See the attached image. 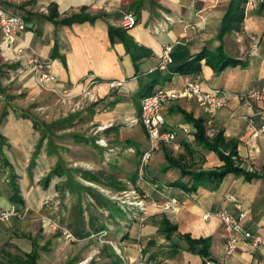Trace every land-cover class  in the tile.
<instances>
[{"label": "crops", "instance_id": "crops-1", "mask_svg": "<svg viewBox=\"0 0 264 264\" xmlns=\"http://www.w3.org/2000/svg\"><path fill=\"white\" fill-rule=\"evenodd\" d=\"M230 1L0 0V5L27 22L26 32L13 46L2 44L0 28V214L17 207L23 215L22 219L14 218L0 225V264H122L116 253L111 258L96 239V234H102L100 231H108L103 217L120 228L112 241L130 263L142 256L147 264H204L200 255L188 250L183 236L190 235L195 240L210 239V252L220 264H264V245L254 248L242 241L233 255H227V233L221 220L215 215L204 220L206 213L233 210L229 198L236 199L247 213L245 227L264 237V143L252 138L245 120L252 113L233 97L251 90L264 93V5L256 0L254 8L246 12L242 30L221 40L222 20ZM52 4L57 5L61 19L82 11L93 19L74 24L50 20ZM136 12L139 21L127 34L136 45L151 51L149 57L137 63L126 45L120 40L111 42L109 34L111 27H121L126 13ZM165 16L172 18L173 23H168ZM251 35L259 38L258 56L249 54ZM166 45L173 46V63L168 71H161L160 55ZM221 45L226 54L242 61L240 65L216 73L203 61L200 74L177 72L204 49L216 52ZM38 56L51 59L59 80L47 88L57 92L42 91L36 82L29 60ZM193 80L232 94L229 105L208 122V134L213 137L223 131L228 140L238 142L241 167L257 177L228 175L222 181L200 185L190 195L168 186L177 180L190 181L189 177L182 178L179 169L167 170L168 153L183 156L188 169L194 172L211 171L223 165L216 153L196 144L195 133H184L185 127L196 128L188 123L183 111L209 120L196 100L182 99L162 108L166 118L164 130L177 132L176 144L180 148L174 144L160 146L147 169L150 176L146 175L145 181L138 176L136 182L157 201L178 199L176 211L151 208L148 209L151 216L145 223L134 218L125 223L120 221L115 205L108 206L102 197L96 202L99 196L92 193L89 201L92 209L87 205L83 210L81 204L88 199L81 197L85 190L82 181L86 180L81 172L97 176L103 171L101 164H107V155L111 157H108L110 169L115 170L110 175L103 171L100 182L112 190L134 185L139 156L152 146L141 123L142 96L152 85H155L152 92L173 91ZM87 91L97 101L86 98ZM32 100H43L40 108L47 114L42 119L20 112L21 105ZM68 108L83 112L78 117L79 113L69 114ZM262 109L264 101L256 102L255 111ZM70 124H82L87 129L75 130ZM100 138L108 142L107 152L98 144ZM42 139L44 145L37 156ZM123 163L130 171L122 169ZM85 164L94 166L96 171L77 169ZM57 169L59 174L44 188L40 182ZM106 178H110L108 182ZM14 179L19 183L23 205L12 201ZM70 179L72 187L67 186ZM62 199L67 202L62 210L65 230L73 233L77 242L56 236L47 223L51 212L45 207L46 201L62 202ZM164 219L170 226L163 227ZM174 226L178 230L169 239L164 228Z\"/></svg>", "mask_w": 264, "mask_h": 264}, {"label": "built area", "instance_id": "built-area-1", "mask_svg": "<svg viewBox=\"0 0 264 264\" xmlns=\"http://www.w3.org/2000/svg\"><path fill=\"white\" fill-rule=\"evenodd\" d=\"M255 2L256 0H248L246 12L254 8ZM165 17L168 23H173L172 18ZM136 22L137 19L133 13H126L121 21V27L125 30H130L135 27ZM0 28L2 32V44L5 46H13L19 41L21 35L26 32L27 22L23 17L0 5ZM250 40L251 49L249 54L250 56H258L259 38L256 35H251ZM172 51V45H166L164 47L160 55L159 69L161 71H168L169 66L173 63ZM29 67L34 72L36 82L42 91L51 90L57 92L54 89L47 88L48 85L59 80V77L53 72L51 59L40 56L33 57L29 60ZM231 96L232 94L224 89L206 87L201 81L193 80L187 82L182 88L173 91L160 89L149 96L143 97L141 100V123L151 140L152 146L140 158L138 167L140 180H146L147 169L153 154L160 146L174 144L177 149L180 148L176 144L178 139L177 132L164 130L166 118L162 114V108L165 105L182 99L189 101L196 100L206 113L208 122H211L222 109H225L229 105ZM85 97L92 101H97L96 97L90 91L86 92ZM233 97L237 98L240 104L252 113L245 117L247 128L252 138L261 139L264 143V109L255 111V103L264 101V93L258 90H251L245 93L234 94ZM183 131L187 135H193V133L197 132L196 129H190L188 127L183 128ZM229 201L233 204V210H223L214 214L206 213L204 215V220L206 221L213 215L221 220L227 233L225 243L227 255H233L239 243L242 241L248 242L254 248L264 245L263 236L254 234L245 227L244 220L246 219L247 213L244 211L243 204L232 198H229ZM179 203V200L176 198H167L162 203L154 202L153 207L163 212H173L179 207ZM138 207L137 210L132 211L134 219L140 218L139 210L148 212V205L144 201ZM14 218H23L21 210L17 207L6 209L0 214V225L9 223ZM47 223L53 230H58L57 222L48 219ZM141 223H143V220H141ZM62 235L69 242L78 241V238L68 230L63 229ZM142 251L143 249H140V252ZM130 264H147V262L141 256L139 260Z\"/></svg>", "mask_w": 264, "mask_h": 264}, {"label": "trees", "instance_id": "trees-1", "mask_svg": "<svg viewBox=\"0 0 264 264\" xmlns=\"http://www.w3.org/2000/svg\"><path fill=\"white\" fill-rule=\"evenodd\" d=\"M248 0H231L228 9L222 20V27L219 34V38L223 40V38L232 32H240L243 28L245 18H246V6ZM262 6L264 5V0H261ZM85 11V10H84ZM135 17L137 18V22L139 21V12H136ZM48 18L50 20L60 21L62 24H74L81 23L87 20H92L91 16H88L83 11L80 14H73L69 17H65L61 19V15L58 12V7L56 4H52L49 9ZM136 22V23H137ZM129 30H125L121 27L110 28V40L111 42H115L116 40H120L123 42L127 50L132 54L134 61L137 63L140 59L149 57L151 55L150 50L143 49L136 45L134 41L127 34ZM205 61L206 65L212 67V69L216 73H221L226 68L236 67L240 65L242 62L237 57H232L225 53L223 46L221 45L216 52H212L208 49H204L200 54L196 57L180 66L177 69V72L182 75H195L200 74L202 72V62ZM155 85H152L151 90L144 94L142 97L149 96L153 94L152 89ZM188 123L195 126L197 132L195 133V141L198 146L203 147L208 152H214L218 155L219 159L223 162V165L217 169L211 171H199L194 172L190 171L187 167V164L184 162L183 156L175 157L172 153L166 154V160L168 162L167 170L176 168L181 171L182 178L189 177V182H184L182 180H177L175 182L170 183L168 186L171 188L181 189L188 195L194 193L196 189L203 184H209L211 182H219L225 179L228 175H244L247 179H253L257 177L256 174L250 173L246 171L240 164V157L238 152V142L234 140H228L225 137L223 131L216 132L213 137H210L208 134V121L203 118H195L194 115L189 114L183 111ZM44 145V139L41 140L40 144L37 148L36 155L38 156L41 152V149ZM141 154V153H139ZM142 156V155H141ZM141 156H139L141 158ZM140 161V159H139ZM139 163V162H138ZM139 167V164H138ZM59 169L55 170L53 174L49 175L42 182L44 188H48L49 184L53 176L59 174ZM76 172H80L74 170ZM83 178L92 182H100L101 178L104 176V172L101 171L97 176L92 175L88 172H81ZM105 178V177H104ZM114 179V177H111ZM110 178H106L105 181L108 182ZM138 180V172H136L133 176L134 184H136ZM71 179L68 181L67 186L72 187ZM83 186V185H81ZM74 187V186H73ZM77 188V187H74ZM73 189V188H72ZM125 189V187H123ZM121 189V190H123ZM12 190L13 196L12 201L14 203H19L23 205L22 199L19 197V183L15 179L12 181ZM164 226H170V222L164 219L162 223ZM165 232L167 233V237L170 239L172 234L178 230L177 226L174 227H165ZM184 240L188 245V250L194 254L200 255L204 260V264H207V261L215 264H220L218 260H215L212 257V253L210 252L211 248V240L210 239H200L195 240L192 239L190 235H184Z\"/></svg>", "mask_w": 264, "mask_h": 264}, {"label": "rangeland", "instance_id": "rangeland-1", "mask_svg": "<svg viewBox=\"0 0 264 264\" xmlns=\"http://www.w3.org/2000/svg\"><path fill=\"white\" fill-rule=\"evenodd\" d=\"M22 96H23V94L18 96V98L22 97ZM42 101L43 100H41L40 102H42ZM40 102L38 100L29 101V103L27 102L25 105H21V111L20 112L27 113V114L31 113L33 115H36L37 118L42 119L45 116V114H47V112L43 108H40L41 106H43V103L40 104ZM20 103H23V101H20ZM56 112L59 113L60 110L57 109ZM81 112H83V110H79V108L76 110H70V109L68 110V113L71 115L72 114L77 115L79 113L78 117L80 116ZM54 121H58V120H54ZM71 126H74V125L72 124ZM75 126L73 127V128H75V130H82V129L86 130L87 129V126H84L82 124H79V126H76V127ZM149 142H151L150 138H149ZM98 144L101 147L105 148V150L107 152V148L109 147V145H108V142L106 140H104V138H100L98 141ZM99 150L102 152V149L99 148ZM108 157H110V156L107 155V157L105 158L107 164H101L100 168H102L103 171L107 175H110V173L113 172L115 169H110V167L108 165L109 164L108 160L111 157L109 159H108ZM122 165H123L122 169L124 171H126V170H127V172L130 171V168L127 166V164L124 165V163H123ZM194 165H196V164H194ZM149 167H150V165H149ZM74 168H76V167H74ZM77 169H84L86 171H91V172L96 171V170H93V169H95L94 166H88L87 164L82 165V166H78ZM116 172L117 171H115V173ZM146 175H147V177H149L150 172L149 173L147 172ZM42 182H43V180L40 183H42ZM82 183H84V187H85L84 189L85 190H84V192L82 191L84 193V195H81V197L83 196V198H84V196H85L88 199V201L85 200L83 205L81 204V207L83 208V210L87 209V207H86L87 205H89L88 209H92L90 206L91 202H89V201H91V194L90 193H92V194H95L96 196H99L95 199L96 202H97V200L101 201V197H102L103 199H105L106 203L109 204L108 206L112 207V205H115L117 208H115V207H113V208L119 214L120 221L125 222V223H131L132 222V219H133V212L132 211H135V209L137 210V208H139L138 207L139 204L142 201H144V203H146L148 205L149 210L151 208H154L153 207L154 202L161 203V202L165 201L162 199L161 200L159 199V201H161V202L155 200L148 192H146V190L141 185H139V182L137 184H134V185L131 184L130 186L125 187V189H123V187H121V186H118V187H121V189H123V190H118V188L115 190L109 189V187H107V185H104L102 182L96 183V182H92V181H88V180L83 179ZM61 194H63V193H61ZM66 194H67V192H66ZM65 196H67V195L64 194V197ZM66 203H67L66 199H62V202L61 201L58 202V200H54V201L50 200V202L46 201V205H45V207H47V210L49 212H51L50 219L53 220L54 222H57V225L59 228H58V230H54L53 232H55L56 236H58V237L62 236V231H63V229H65L64 222L62 221V219H63L62 218L63 217L62 216V214H63L62 210H63V205H66ZM50 207H52V208H50ZM108 212H110V211L109 210L107 211V215H110ZM139 212H140V218L137 219V221H139V222H141V220H143V223H145L148 220L149 216H151V214H149V212H144L142 210L141 211L139 210ZM107 221H108V218H104V217L102 218V222H105V225H106V228H108V231H104V232L100 231V233H102L101 235L96 234L97 241H99V243L101 245L105 246L106 253L109 254L111 256V258L113 257L112 255H114L116 253V257H117L118 261H120L122 264L123 263L124 264H130L129 260H127V257L125 256L123 251L120 248H118V246L116 245V243L114 241H112V238H116V236H117L116 233L120 228L118 226H114L113 224L107 223ZM143 247L144 246L142 244V247H139V251H140V249H143ZM210 263L211 262L207 261V264H210ZM211 264H213V263H211Z\"/></svg>", "mask_w": 264, "mask_h": 264}, {"label": "water", "instance_id": "water-1", "mask_svg": "<svg viewBox=\"0 0 264 264\" xmlns=\"http://www.w3.org/2000/svg\"><path fill=\"white\" fill-rule=\"evenodd\" d=\"M137 19V18H136Z\"/></svg>", "mask_w": 264, "mask_h": 264}]
</instances>
